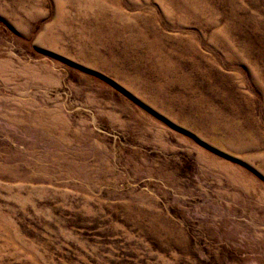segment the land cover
<instances>
[{
    "label": "rangeland",
    "instance_id": "1",
    "mask_svg": "<svg viewBox=\"0 0 264 264\" xmlns=\"http://www.w3.org/2000/svg\"><path fill=\"white\" fill-rule=\"evenodd\" d=\"M0 264H264V0H0Z\"/></svg>",
    "mask_w": 264,
    "mask_h": 264
}]
</instances>
